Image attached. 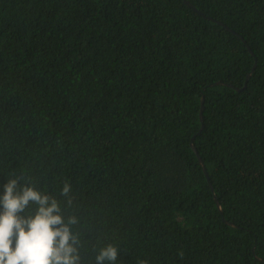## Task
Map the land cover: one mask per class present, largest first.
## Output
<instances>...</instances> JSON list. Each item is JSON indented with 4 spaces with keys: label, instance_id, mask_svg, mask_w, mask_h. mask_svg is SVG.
Returning a JSON list of instances; mask_svg holds the SVG:
<instances>
[{
    "label": "trees",
    "instance_id": "1",
    "mask_svg": "<svg viewBox=\"0 0 264 264\" xmlns=\"http://www.w3.org/2000/svg\"><path fill=\"white\" fill-rule=\"evenodd\" d=\"M188 1L0 0V195L69 181L119 264H264V0Z\"/></svg>",
    "mask_w": 264,
    "mask_h": 264
},
{
    "label": "clouds",
    "instance_id": "2",
    "mask_svg": "<svg viewBox=\"0 0 264 264\" xmlns=\"http://www.w3.org/2000/svg\"><path fill=\"white\" fill-rule=\"evenodd\" d=\"M0 195V264H119V243L84 239L82 218L70 211L75 193L65 180L58 195L32 177L12 174ZM89 250L91 256H89ZM138 264H147L140 260Z\"/></svg>",
    "mask_w": 264,
    "mask_h": 264
},
{
    "label": "water",
    "instance_id": "3",
    "mask_svg": "<svg viewBox=\"0 0 264 264\" xmlns=\"http://www.w3.org/2000/svg\"><path fill=\"white\" fill-rule=\"evenodd\" d=\"M183 1L185 2L186 5L190 6L193 10H195L194 6H193L188 0H183ZM253 70H254V65H253L252 69L250 70V72H249V73L247 74V76H246V79H245V82H244V86L246 85L247 80L249 79V77H250L251 73L253 72ZM237 90H238V89H237ZM203 102H204V99L202 98V99H201V105H200V113H199V118H200V121H201V122H202V120H203V117H202V116H203V115H202V113H203ZM201 124H202V123H201ZM201 128H202V126H201ZM191 146H192L193 150L196 152V149H195L194 145L191 144ZM198 159H199V163H200V165H201L202 171H203L204 175L206 176L207 181L209 182V176H208V174H207V171H206L205 165L203 164V162H202V160H201V158H200L199 156H198ZM211 191H213V187H211ZM214 200H215V202H216V204H217V207H218V209H219L220 214H222L221 206L219 205V203H218L216 197H214ZM224 221H225V220H224ZM225 222L228 223L227 221H225ZM228 224L233 225L232 223H228Z\"/></svg>",
    "mask_w": 264,
    "mask_h": 264
}]
</instances>
